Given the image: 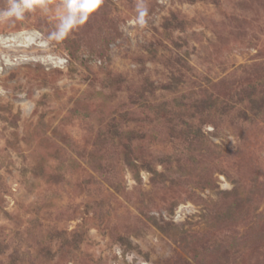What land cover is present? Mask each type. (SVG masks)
<instances>
[{
    "label": "rangeland",
    "instance_id": "obj_1",
    "mask_svg": "<svg viewBox=\"0 0 264 264\" xmlns=\"http://www.w3.org/2000/svg\"><path fill=\"white\" fill-rule=\"evenodd\" d=\"M77 7L0 22V264H264V0Z\"/></svg>",
    "mask_w": 264,
    "mask_h": 264
},
{
    "label": "clouds",
    "instance_id": "obj_2",
    "mask_svg": "<svg viewBox=\"0 0 264 264\" xmlns=\"http://www.w3.org/2000/svg\"><path fill=\"white\" fill-rule=\"evenodd\" d=\"M74 0H68V4H72ZM89 0H80L81 4L88 3ZM102 0H98L96 3V7H90L86 9H81L77 7L76 14H69L67 16L62 17L61 23L57 33V39L63 40L69 33V31L79 24H83L87 19L88 12L96 11ZM34 7V0H9V6L0 11V22L9 21L11 23H15L16 21H22L24 19V14L26 11L32 10ZM139 12V23L143 25L146 21L144 17L147 15V8L143 6L138 9Z\"/></svg>",
    "mask_w": 264,
    "mask_h": 264
},
{
    "label": "snow or ice",
    "instance_id": "obj_3",
    "mask_svg": "<svg viewBox=\"0 0 264 264\" xmlns=\"http://www.w3.org/2000/svg\"><path fill=\"white\" fill-rule=\"evenodd\" d=\"M97 2L98 0H89V2L85 4V7L86 8L95 7Z\"/></svg>",
    "mask_w": 264,
    "mask_h": 264
}]
</instances>
